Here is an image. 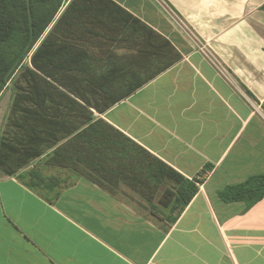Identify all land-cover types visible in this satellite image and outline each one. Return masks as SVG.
I'll return each instance as SVG.
<instances>
[{
    "label": "crops",
    "instance_id": "obj_1",
    "mask_svg": "<svg viewBox=\"0 0 264 264\" xmlns=\"http://www.w3.org/2000/svg\"><path fill=\"white\" fill-rule=\"evenodd\" d=\"M40 45L75 102L40 169H0V264H264V198L219 197L264 174V0H62ZM158 160L199 186L173 217L145 177Z\"/></svg>",
    "mask_w": 264,
    "mask_h": 264
},
{
    "label": "trees",
    "instance_id": "obj_2",
    "mask_svg": "<svg viewBox=\"0 0 264 264\" xmlns=\"http://www.w3.org/2000/svg\"><path fill=\"white\" fill-rule=\"evenodd\" d=\"M61 2L0 0V93L13 65L21 62L35 47ZM56 53V49L40 45L32 55L31 66H26L15 82L17 92L7 122L10 130L0 138V169L5 173H14L60 138L53 133L49 123L57 120L58 104L75 100L61 88L73 92V78L63 76L61 69L67 64L55 61ZM53 105L55 111L51 109ZM157 162L150 164L146 179L155 182L157 187L171 181L172 186L163 191L161 203L180 213L197 194V181L186 178L159 160ZM219 197L226 203L245 202L247 208L253 207L264 198V174L252 175L240 184L226 186L219 192Z\"/></svg>",
    "mask_w": 264,
    "mask_h": 264
},
{
    "label": "rangeland",
    "instance_id": "obj_3",
    "mask_svg": "<svg viewBox=\"0 0 264 264\" xmlns=\"http://www.w3.org/2000/svg\"><path fill=\"white\" fill-rule=\"evenodd\" d=\"M165 15L167 16V18H170V15L168 14V12L166 10H164ZM35 50V47L25 56V58L23 60H21V62L19 63H15L13 65V68L9 74V77L7 78V82L3 88V90L0 93V138L2 136H6V134L9 132L10 128L7 126V122H8V117L11 113V108L13 105V101L17 92V88L15 85V82L19 79L20 75H21V71L24 70V68L28 65L31 66V59H32V55L33 52ZM107 136L106 140H108L109 142H111V145L114 148H117V150L119 151L120 146H123V152H127L128 155H124V156H119L118 158H114L113 160H108V164H112V168H131L132 169V164H133V158L132 156H134V154H136V150L133 149L132 147H130L129 144H127V142L125 141L124 143H119L118 141V136L119 134H117L115 131L114 132H109L106 131L104 128H99L98 129V140H99V144H98V150L100 151H105L106 147L104 143H101L100 140L101 138ZM108 142V149L110 148V143ZM31 163V162H30ZM29 164V163H28ZM36 167V168H41L40 166V161H37L34 165H25L21 168L22 169V173H25L27 169L28 173H29V169L32 167ZM20 168V169H21ZM148 168V166H147ZM146 168V175H147V169ZM19 170V169H18ZM26 172V173H27ZM27 173V174H28ZM131 177L133 176V174L130 175ZM146 177V176H145ZM150 183H153V181H151ZM156 185V183H155ZM161 187V194L163 193V191L165 190L166 187L168 186H172V182L171 181H167L164 182L162 184H160ZM158 195V192L156 193V196ZM162 197V196H161ZM147 200L148 196H147ZM150 201V200H149ZM150 206H153V199L150 201ZM155 206V205H154ZM155 209L157 211H161L160 214L163 216H174L178 213V210L171 207V206H165V205H161V207L155 206Z\"/></svg>",
    "mask_w": 264,
    "mask_h": 264
},
{
    "label": "built area",
    "instance_id": "obj_4",
    "mask_svg": "<svg viewBox=\"0 0 264 264\" xmlns=\"http://www.w3.org/2000/svg\"><path fill=\"white\" fill-rule=\"evenodd\" d=\"M166 9V8H165ZM167 11V10H166ZM168 12V11H167ZM169 14V13H168Z\"/></svg>",
    "mask_w": 264,
    "mask_h": 264
}]
</instances>
